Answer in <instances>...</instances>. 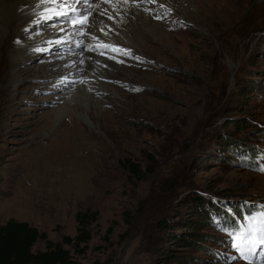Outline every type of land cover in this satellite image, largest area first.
Listing matches in <instances>:
<instances>
[{
  "label": "rangeland",
  "instance_id": "obj_1",
  "mask_svg": "<svg viewBox=\"0 0 264 264\" xmlns=\"http://www.w3.org/2000/svg\"><path fill=\"white\" fill-rule=\"evenodd\" d=\"M174 1L178 14L152 19L160 37L106 48L118 56L98 58L105 77L84 57L85 81L69 89H54L63 75L45 74V51L19 47L23 18L0 9V226L46 233L35 252L59 245L76 264H264V244L240 258L214 223L264 212V0H217L221 12ZM80 213L91 239L78 244Z\"/></svg>",
  "mask_w": 264,
  "mask_h": 264
},
{
  "label": "bare ground",
  "instance_id": "obj_2",
  "mask_svg": "<svg viewBox=\"0 0 264 264\" xmlns=\"http://www.w3.org/2000/svg\"><path fill=\"white\" fill-rule=\"evenodd\" d=\"M94 1L97 0H93V3ZM127 1L128 0H103L102 5L98 4L99 8L92 10L89 17L90 20L94 21V25L89 35H78L73 31L75 26L70 20L72 12L66 6L71 3V0H0V9L4 12V8L11 10V18H17V22L23 18L21 23L22 28L20 27V35H24V38H22L23 40L19 39V47L23 50L45 51L44 53H47L46 58L48 59V66L44 68V71L46 72L45 74H48L50 78H52V81L56 80L55 75H63L62 80L58 81L57 86L54 89L60 88L59 85L61 84V81L64 84L63 87L69 89L70 87L76 84H82L85 81L84 76L82 77L80 72L81 68H83L81 62L84 57H89V63L85 61L86 64L84 66H89L92 71H95L97 68H100L97 67L99 65L97 63L98 58L110 59L118 54L116 53L114 56H111L106 48L99 46L101 43L110 45L116 49L114 44L120 46L130 45L134 40L136 42V38L140 37V34L142 35L144 32L149 33L151 36L157 35L160 37L161 35H158L155 28L160 27L161 25L158 22H154L156 20L155 18L160 15L157 11L161 8L164 11V14L170 9V12L173 11L175 14H178V8H180L179 6H176L174 0H129V3H127ZM138 2H140V4H138ZM195 2H197V9L201 12L205 11L206 5L207 8L210 5V8L213 10L218 9L217 11L219 12H221L223 8L217 0H210L208 1L209 4H207L206 1L201 0ZM58 6L60 7L58 8ZM75 6L77 8L87 7V5L83 3L76 4ZM45 8L51 9L52 12L60 10L66 12L67 15L59 17L52 15L51 19H43ZM105 10H107L106 14L102 15L101 13H105ZM128 13L131 15H137L141 17L142 20L140 18V23L135 21L132 22V19L130 20L126 18L128 16L125 17V14ZM109 17L113 19L112 22L108 20ZM46 23L50 24L47 25ZM113 29H116V31L118 30L119 32L116 33L112 31ZM134 32L135 35L133 36ZM31 33H34L35 35H32ZM130 33H133L132 36ZM93 35L96 37L95 40H100L101 42L95 43V40L90 37ZM86 38L87 40H85ZM126 39L131 40L129 44L124 43ZM57 41H59V43H57ZM55 44L64 46V49L62 50L64 54H61L62 56H53L56 54L49 52L50 50L54 51L56 47H59ZM90 45L92 46L91 48ZM48 47L49 49L47 50ZM59 49L61 50V48ZM120 51L122 50L120 49ZM116 62L119 64V61ZM101 64H107V67L114 68L113 63H111L110 60H104ZM18 66L19 63L17 62L16 67ZM108 72L104 73L103 71L100 72L97 70L96 75L98 74L97 77H105ZM20 74L21 71L19 73L18 69L15 73V77L20 78ZM64 96L65 97L61 98V100L68 97V95Z\"/></svg>",
  "mask_w": 264,
  "mask_h": 264
},
{
  "label": "trees",
  "instance_id": "obj_3",
  "mask_svg": "<svg viewBox=\"0 0 264 264\" xmlns=\"http://www.w3.org/2000/svg\"><path fill=\"white\" fill-rule=\"evenodd\" d=\"M134 171H136L133 168ZM88 216L78 214L79 234L74 240L78 244L87 242L91 239L85 226H88L86 220ZM236 220L229 221L233 227ZM47 234L40 232L27 222L9 220L0 226V264H76L73 262L70 252L59 245L48 244V249L44 252H35L34 247L39 240H47ZM67 243H72L69 237H66Z\"/></svg>",
  "mask_w": 264,
  "mask_h": 264
},
{
  "label": "snow or ice",
  "instance_id": "obj_4",
  "mask_svg": "<svg viewBox=\"0 0 264 264\" xmlns=\"http://www.w3.org/2000/svg\"><path fill=\"white\" fill-rule=\"evenodd\" d=\"M80 3L87 5V7L77 8L75 5ZM66 6L72 12L70 20L75 26L73 31H75L78 35H89L94 25V21L89 19L91 11L98 9L99 5L94 4L93 0H71V3ZM59 7L60 6H58V8ZM106 11L107 10H105V13L101 14H106ZM44 13L45 15L43 16V19H51L52 15L57 17L67 15L66 12H62L60 10L52 12V10L48 8L44 9ZM92 38L94 40L96 39L94 35ZM57 43H59V41H57ZM99 46L104 48L111 47L110 45L102 43ZM91 47L92 46L90 45V48ZM260 170L264 171V167ZM244 220L246 221V224L236 227L229 226L226 221H220L219 219L214 220V223L231 238L232 246L240 252V258L248 259V256L245 254V248L251 252L255 249L257 244H264V212H261L258 215L244 217ZM232 259H237V257H232Z\"/></svg>",
  "mask_w": 264,
  "mask_h": 264
}]
</instances>
